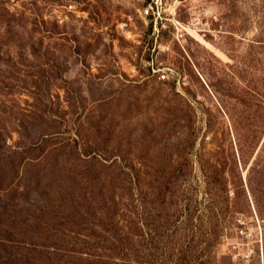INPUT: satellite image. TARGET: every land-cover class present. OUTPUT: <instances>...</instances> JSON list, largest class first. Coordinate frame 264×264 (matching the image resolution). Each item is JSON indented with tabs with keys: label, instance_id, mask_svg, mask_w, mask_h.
<instances>
[{
	"label": "rangeland",
	"instance_id": "374dc122",
	"mask_svg": "<svg viewBox=\"0 0 264 264\" xmlns=\"http://www.w3.org/2000/svg\"><path fill=\"white\" fill-rule=\"evenodd\" d=\"M149 2L0 0V264H264V0Z\"/></svg>",
	"mask_w": 264,
	"mask_h": 264
},
{
	"label": "trees",
	"instance_id": "16d2710c",
	"mask_svg": "<svg viewBox=\"0 0 264 264\" xmlns=\"http://www.w3.org/2000/svg\"><path fill=\"white\" fill-rule=\"evenodd\" d=\"M263 140V136H260L258 138V145L259 143H261V141ZM240 151V158L242 159L246 153L245 151V147L243 145V143L240 145L239 148ZM224 163L226 165H228V156L224 154ZM254 166L259 167V172L264 171V140L262 142V145L259 148V151L257 153V156L255 158V161L253 163ZM251 181V177L249 178V184ZM251 192L253 193V195H255L256 197V192L251 188ZM256 202H257V208L259 210L260 206L258 203V200L256 198ZM135 224V231L132 232L134 235H139L137 234V220H134ZM111 257H110V263L109 264H143V259H142V248L139 245L136 244H125L119 247H113L111 248ZM91 256H97L94 253H90ZM22 255H20V257L18 258L17 256L15 257L16 259L20 260ZM97 262V261H96ZM102 263V262H101ZM98 264V262H97ZM177 264H182V262H178ZM190 264V263H187ZM204 264V263H203Z\"/></svg>",
	"mask_w": 264,
	"mask_h": 264
},
{
	"label": "built area",
	"instance_id": "2783aa9c",
	"mask_svg": "<svg viewBox=\"0 0 264 264\" xmlns=\"http://www.w3.org/2000/svg\"><path fill=\"white\" fill-rule=\"evenodd\" d=\"M163 1L164 0H150L148 6L144 10V14L146 16H151L155 23L161 20ZM161 77L162 79H165L166 76L162 75Z\"/></svg>",
	"mask_w": 264,
	"mask_h": 264
}]
</instances>
